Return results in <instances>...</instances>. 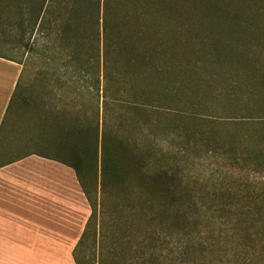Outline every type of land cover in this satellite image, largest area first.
I'll return each instance as SVG.
<instances>
[{
    "label": "trees",
    "instance_id": "obj_1",
    "mask_svg": "<svg viewBox=\"0 0 264 264\" xmlns=\"http://www.w3.org/2000/svg\"><path fill=\"white\" fill-rule=\"evenodd\" d=\"M50 1L56 22L66 12L69 24L83 27L19 28L24 52L35 50L32 41L44 36V52L67 58L57 71L77 74L78 80L66 79L82 82L94 101L92 112H51L42 122L46 134L60 142L52 154L75 171L91 207L75 263L177 264L171 250L177 238L184 244V263L204 264L206 244L198 238L214 228L225 240L224 254L238 264L233 244L240 243V233L250 244L256 228L264 234V183L257 187L219 167L206 179L192 170L208 160L264 174V21L246 49L232 36L226 42L221 29L237 34L256 0H234L238 6L233 0H195L207 13L188 15L189 27L176 37L183 46L172 54L151 52L138 28L102 27L104 18L85 16L76 0ZM200 30L198 37L211 40L212 47L194 61L191 40ZM170 55L174 63H158ZM212 103L224 106L219 114ZM153 113L159 115L156 123ZM154 124L152 132L148 127ZM99 217L106 219L107 231L106 224H97ZM99 236L107 237L106 254L96 251ZM262 237L264 244V236L257 239ZM217 243L210 242L213 248Z\"/></svg>",
    "mask_w": 264,
    "mask_h": 264
},
{
    "label": "crops",
    "instance_id": "obj_2",
    "mask_svg": "<svg viewBox=\"0 0 264 264\" xmlns=\"http://www.w3.org/2000/svg\"><path fill=\"white\" fill-rule=\"evenodd\" d=\"M52 9L50 0H0V49L23 47L17 28L83 27L69 24L66 12L56 22ZM23 72L24 61L0 52V264H76L91 207L75 171L55 154L37 152L35 124L21 108L34 110L42 97L50 109L52 94L20 92Z\"/></svg>",
    "mask_w": 264,
    "mask_h": 264
},
{
    "label": "rangeland",
    "instance_id": "obj_3",
    "mask_svg": "<svg viewBox=\"0 0 264 264\" xmlns=\"http://www.w3.org/2000/svg\"><path fill=\"white\" fill-rule=\"evenodd\" d=\"M70 1V0H69ZM79 2V7L82 8L81 4H83V13L85 16L87 15H97L100 16L101 19L104 18V21L100 23L102 27L105 28H138V31L142 34L145 44H148L149 49L151 52L157 49V51L165 50L166 52H170L171 54L173 51H177L181 48L180 43H177L176 37L177 32L180 28H188L189 18L188 15L194 13H207V9L195 7V0H76ZM201 0H198L200 2ZM229 1V0H228ZM234 1V0H233ZM255 1V0H254ZM235 5L238 6V3L234 1ZM254 3V2H253ZM258 8L263 9L264 12V0H256L254 4L250 6L249 12V21L248 24L245 26H237L238 33L232 35V32L228 28H221L223 30V39L226 42H230V37H234L236 42H239L238 45L242 47V49H246L248 44L253 43L254 35L253 29L259 27L261 21H264V14L262 16L258 13ZM189 14H188V13ZM264 27V26H263ZM19 28H17L18 30ZM209 31V30H208ZM200 31H195V35L193 36V40H191L192 45L190 48L191 52H195L196 55L193 59L194 61H201V57L205 51H208L212 46L209 44L211 40L200 38L198 37ZM22 35V31L20 30L19 36ZM158 35L157 38L154 37ZM202 35V33H201ZM220 38V36H219ZM33 40V39H32ZM23 47L26 40H21ZM34 43H30L35 50H32L28 53L24 52L23 47L18 49H0L1 53H4L12 58L20 59L24 61V72L23 76L19 81V89L20 92L24 91L25 93L30 90H37L42 92L41 90L46 89L47 92L52 94L51 101L52 106L51 108L44 109L43 107V98H36L37 106L33 110L28 108L27 105L22 106L21 114H23V119L25 121H29L30 123H34L36 127V139L37 145L36 149L37 152H48V153H56L57 148L56 146L60 145L59 139L52 138L51 135L48 134V146H43V135H44V128L42 127V122L44 118H48L51 115V112H61L63 110L72 111L74 115L80 114L83 109H87L89 112L93 111L94 108V101L89 98L85 91L82 89V82H77L78 77L77 74L73 72H69V76H74L77 80L71 81L70 79H66L69 76H65L62 72L57 71L58 67L61 69L60 64L67 60V58H60L54 56L52 53L43 51L44 45L48 44L49 42L47 39L44 38L42 35H37L36 40L32 41ZM35 44V45H34ZM159 47H156V45ZM255 44V43H254ZM183 46V45H182ZM156 47V48H155ZM240 47V48H241ZM211 50V49H210ZM191 56V57H192ZM174 55H170L168 59L161 60V58L157 59L158 63L162 64H172L174 63ZM264 61V59H262ZM163 65V64H162ZM62 70V69H61ZM71 71V70H69ZM64 76V77H63ZM171 82V81H169ZM162 85V81H158ZM17 87V88H18ZM162 87V86H160ZM175 91V90H174ZM27 94V93H26ZM85 95L87 97H85ZM25 98H28L27 96ZM24 99V98H22ZM29 99V98H28ZM33 100V98H30ZM37 99L41 100L39 104ZM48 97L46 98V100ZM211 105L214 106L215 114H219L224 107L221 104L212 103ZM163 113V112H162ZM152 122L156 123L158 116L157 114L153 113ZM151 131L157 130L156 125H152ZM150 130V129H149ZM50 133V132H49ZM156 137L160 138V133H153ZM169 146L174 150H179V144L177 142H170ZM60 150V149H59ZM191 158V155L188 154ZM202 161V160H201ZM201 170H192L194 176L200 179H206L210 176L212 170H215L219 167L221 170H228V172H235V177L238 179L246 180V182H253L257 187L264 183V174H256L251 173L249 171H239L232 168H226L222 165H218L216 162L204 160L202 163ZM90 180V178L88 179ZM109 221V220H108ZM103 223L105 226L106 224V231L108 224L105 220H97V224ZM109 223V222H108ZM258 227V226H257ZM263 230V227L256 228L253 233L252 237L256 239L255 241L250 244L246 239V234L240 233V243L234 242V247H238L239 259L238 264H264V254L262 252V247L264 244L261 242V239H257L264 234H259V231ZM99 245L96 247V251L100 253L106 254L107 253V237L99 236ZM221 242L216 248L210 244L213 243L215 240ZM130 240V238H128ZM198 241L203 244L204 249L206 248V257L207 260L203 261L204 264H235L234 256H229L224 254L222 249V242L225 243L224 238L220 237L218 232L213 228L210 230H202V234L199 235ZM172 252L174 253V259H176L177 264H194L191 262L184 263V244L182 241L174 238L172 240ZM223 243V245H224ZM248 244L251 245V249L248 250L247 257H244L243 251H245L248 247ZM254 248H257L253 250ZM98 249V250H97ZM212 249H216V254L214 257H209ZM90 250H88L89 252ZM264 251V250H263ZM237 262V261H236ZM201 264V263H200Z\"/></svg>",
    "mask_w": 264,
    "mask_h": 264
}]
</instances>
